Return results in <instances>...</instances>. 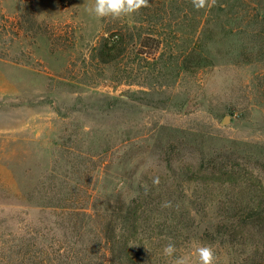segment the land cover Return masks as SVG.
<instances>
[{"label": "rangeland", "instance_id": "1", "mask_svg": "<svg viewBox=\"0 0 264 264\" xmlns=\"http://www.w3.org/2000/svg\"><path fill=\"white\" fill-rule=\"evenodd\" d=\"M92 3L0 0V264H107L102 205L151 194L148 177L195 216L177 254L195 260L220 201L242 191L205 192L179 168L216 156L264 174V0H149L119 20ZM106 37L124 48L109 62ZM212 248L216 264L236 259Z\"/></svg>", "mask_w": 264, "mask_h": 264}, {"label": "trees", "instance_id": "2", "mask_svg": "<svg viewBox=\"0 0 264 264\" xmlns=\"http://www.w3.org/2000/svg\"><path fill=\"white\" fill-rule=\"evenodd\" d=\"M141 47L145 54L153 56L160 48V41L146 36ZM123 51L122 40L106 37L99 54L103 62H109ZM170 148L162 153L166 159L174 151ZM163 159L167 163L165 169L170 173L171 163L169 159ZM157 166L161 168L162 172L158 173L164 180L163 165ZM179 172L180 179L197 183L203 191H242L239 196L220 201L217 220L207 226L201 240L212 246L218 244L228 248L236 257L232 264H264V174L240 162L223 161L216 156L180 167ZM154 179L147 178L148 185L154 189L151 194L118 197L102 205L105 220L102 238L109 255L107 264H165L166 261L157 257L169 239L177 249L179 242L187 243L195 216L178 208L181 197L172 195V188L166 180L162 183L158 179L159 183L154 184ZM156 189L162 194H156ZM245 192L247 196L242 195ZM208 199L206 197L205 201ZM165 202H170V206L162 207Z\"/></svg>", "mask_w": 264, "mask_h": 264}, {"label": "clouds", "instance_id": "3", "mask_svg": "<svg viewBox=\"0 0 264 264\" xmlns=\"http://www.w3.org/2000/svg\"><path fill=\"white\" fill-rule=\"evenodd\" d=\"M196 10L209 9L217 4V0H192ZM149 0H93L86 7V12L99 19L119 20L138 14L142 8L149 7ZM158 184V178L153 180ZM170 202H165L162 207H169ZM195 260L191 254L177 255L176 244L169 239L164 245L162 254L172 258V264H216V255L210 245L200 244L195 246Z\"/></svg>", "mask_w": 264, "mask_h": 264}, {"label": "water", "instance_id": "4", "mask_svg": "<svg viewBox=\"0 0 264 264\" xmlns=\"http://www.w3.org/2000/svg\"><path fill=\"white\" fill-rule=\"evenodd\" d=\"M235 119V117L233 116V114H226L223 118H222V121H221V124L223 126H226V125H230L233 123V120Z\"/></svg>", "mask_w": 264, "mask_h": 264}]
</instances>
